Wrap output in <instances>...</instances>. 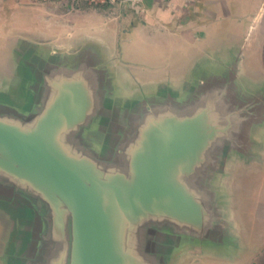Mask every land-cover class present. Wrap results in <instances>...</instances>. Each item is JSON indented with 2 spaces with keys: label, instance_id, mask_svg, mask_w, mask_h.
Instances as JSON below:
<instances>
[{
  "label": "crops",
  "instance_id": "obj_1",
  "mask_svg": "<svg viewBox=\"0 0 264 264\" xmlns=\"http://www.w3.org/2000/svg\"><path fill=\"white\" fill-rule=\"evenodd\" d=\"M0 49L54 143L166 153L159 227L121 264H264V0H0ZM24 178L0 190V264H67V215Z\"/></svg>",
  "mask_w": 264,
  "mask_h": 264
},
{
  "label": "rangeland",
  "instance_id": "obj_2",
  "mask_svg": "<svg viewBox=\"0 0 264 264\" xmlns=\"http://www.w3.org/2000/svg\"><path fill=\"white\" fill-rule=\"evenodd\" d=\"M13 66V64H7L5 62L3 49H0V124L6 125L23 135L37 134L41 131L42 127L36 124L34 119L35 112L33 111L34 113H30L32 112V110H30L31 106L33 110L36 108L34 104H32L36 95L19 94L23 89L22 85L24 81L21 80L20 74H14L13 77L10 78V72L8 70ZM17 91L19 92L16 93ZM130 128L132 129V127H125L124 130L127 129L130 132ZM78 129L79 128L75 129V131L77 130L78 132H74L73 136H69L73 141L64 143L53 142L52 145L55 150L66 160H70L79 165L86 172H90L95 179L93 186L96 192H100L111 185H115L122 191L124 201H129L144 185L145 167L155 163L157 159L154 158L159 157L160 150L158 147H155L156 143H154L153 140L150 143L151 138L148 136L143 144L144 148L141 145L143 148L141 151L139 150L140 146H137L135 152H128V148L132 147L131 143L103 142L101 144H96L91 141L89 142L86 139L87 137L81 134ZM149 129L150 130H147V134L152 135L153 133L148 131L154 132L155 128ZM14 170L15 169L0 164V177H2V172H6L7 176L6 181L0 179V190H3L4 186L8 188L10 183L17 184L18 181H25V174ZM193 178L195 179L196 177L194 176ZM28 182L39 185V187L42 188H39L41 190L39 191L50 202L56 222H60L58 217L59 214L67 215V227L64 226L63 229H60L55 224L54 235L56 238L57 235L61 236V234H63V238H65L66 242L69 244L70 250L71 221L67 207L48 185L38 183L34 177L29 175ZM163 182L164 172L160 178V184H163ZM103 210L114 238V256L117 259L115 260V264H121L118 259L120 258L118 249L122 251L125 247H128L134 250L144 245L149 246L148 240L142 243L139 236L144 231L149 233L154 229H158L159 223L155 215L158 213L164 214L163 207H158V204L152 203L142 205L141 209L138 211L124 212L117 209L112 204L105 205ZM0 221H3L2 217H0ZM160 227L165 229L164 225ZM60 230L61 234L59 232ZM123 233H125L124 240ZM117 242L120 246L118 249ZM43 246L49 248L48 244ZM30 251L27 264H38L40 257L38 259L37 256L31 254L33 253V248L30 249ZM56 256L57 255L54 254L53 257L56 258ZM68 263L69 256L67 260V264Z\"/></svg>",
  "mask_w": 264,
  "mask_h": 264
},
{
  "label": "water",
  "instance_id": "obj_3",
  "mask_svg": "<svg viewBox=\"0 0 264 264\" xmlns=\"http://www.w3.org/2000/svg\"><path fill=\"white\" fill-rule=\"evenodd\" d=\"M54 127L23 135L0 124V164L32 176L48 185L67 207L71 221L68 264H115L114 238L103 208L107 204L128 212L142 205L169 199L157 182L166 166V153L145 167L144 185L127 202L115 185L96 192L94 177L76 163L66 160L53 147Z\"/></svg>",
  "mask_w": 264,
  "mask_h": 264
},
{
  "label": "built area",
  "instance_id": "obj_4",
  "mask_svg": "<svg viewBox=\"0 0 264 264\" xmlns=\"http://www.w3.org/2000/svg\"><path fill=\"white\" fill-rule=\"evenodd\" d=\"M83 3L89 7H102V6H123L128 2L137 0H82Z\"/></svg>",
  "mask_w": 264,
  "mask_h": 264
}]
</instances>
